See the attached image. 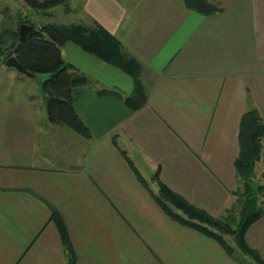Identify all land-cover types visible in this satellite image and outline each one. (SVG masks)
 Returning <instances> with one entry per match:
<instances>
[{
  "label": "crops",
  "instance_id": "obj_1",
  "mask_svg": "<svg viewBox=\"0 0 264 264\" xmlns=\"http://www.w3.org/2000/svg\"><path fill=\"white\" fill-rule=\"evenodd\" d=\"M210 1L221 11L203 15L183 0H74L72 23L116 36L141 63L148 93L139 110L100 95L129 96L132 76L66 42L63 58L91 80L75 102L90 138L52 123L44 100L13 87L26 75L0 60V264H66L52 208L77 264H258L174 221L152 193L159 173L193 205L225 216L236 200L241 117L255 108L264 120V0ZM6 16L0 6V29ZM246 239L264 261V215Z\"/></svg>",
  "mask_w": 264,
  "mask_h": 264
},
{
  "label": "trees",
  "instance_id": "obj_2",
  "mask_svg": "<svg viewBox=\"0 0 264 264\" xmlns=\"http://www.w3.org/2000/svg\"><path fill=\"white\" fill-rule=\"evenodd\" d=\"M24 1L30 8L44 12L52 7L67 4L70 0ZM183 1L188 9L203 15L215 14L222 9L210 0ZM69 11L70 7L67 6L66 12ZM22 23L33 24L35 29L25 40L19 41V27ZM6 37L10 39V44L6 47L7 54L4 56V63L8 57L15 56L29 72L35 75L39 73L49 75L42 85L47 94L46 108L52 123L68 126L85 138L91 137L89 127L75 108V102L83 94V87L90 85L91 80L63 58L61 48L68 41L78 44L84 50L132 76L134 90L129 96L123 97L120 92L109 89L99 90L100 95L121 97L133 110L141 109L148 102L147 89L141 80V63L123 49V45L116 36L98 23L35 25L31 20L21 18L16 28L7 27L4 21L0 29V49ZM263 140L264 120L260 112L252 108L241 117L240 151L235 160L239 180L238 187L233 191L236 200L227 209L228 214L223 219L193 205L173 191L159 179V173L155 175L159 190L157 193L151 191L164 212L174 221L218 242L230 256L238 261L240 259L236 252L240 250L255 259L258 264H264V261L259 253L248 244L246 234L249 228L264 215V203L260 200V196L264 193V184L253 182L258 163L264 153ZM133 169L139 180L147 186L140 172L135 167ZM52 220L59 230L66 250V264H77L78 255L68 226L61 213L54 208H52ZM227 236L232 237L234 245L228 241Z\"/></svg>",
  "mask_w": 264,
  "mask_h": 264
},
{
  "label": "rangeland",
  "instance_id": "obj_3",
  "mask_svg": "<svg viewBox=\"0 0 264 264\" xmlns=\"http://www.w3.org/2000/svg\"><path fill=\"white\" fill-rule=\"evenodd\" d=\"M22 0H0V6L4 8V10L7 12L6 16V26L11 28H16L18 26V21L21 18H27L31 20L35 25H41V24H71L74 20L78 18V14H67L66 8L67 6L74 5V0H70L67 4H61L55 7H52L48 9L47 11H38L33 8H25L23 5ZM10 44V39L8 37L5 38V43L2 46V49H0V60L3 62L4 56L7 54L6 47ZM3 64H5L3 62ZM12 71L16 73H20L15 68H11ZM49 75L46 73H39L35 75V78L23 76L24 81L17 82L12 81L13 87L18 88L21 90H27L28 92H31L35 94L36 102L38 104H41L42 101L46 105L47 101V94L43 90V81L48 77ZM7 79L4 80L6 83ZM44 95V99L42 98L41 94ZM64 127H68L63 125ZM77 135L78 133L75 132ZM264 157V153H263ZM261 169V170H260ZM264 173V158H262L261 162L258 163L257 171L255 173V176L253 177V182L255 183H262L264 184V175H261V172ZM238 187V185H237ZM260 200L264 203V193L260 196ZM228 212L226 211L225 216L217 217L219 219H223L226 217ZM228 241L234 245V241L232 237L227 236ZM124 245H126V241H124ZM236 254L240 256L243 259L249 260V257H247L246 254L242 253L240 250H237ZM123 257L125 262L129 259L128 253L126 249L124 250ZM143 258V257H142ZM141 260V259H140Z\"/></svg>",
  "mask_w": 264,
  "mask_h": 264
},
{
  "label": "water",
  "instance_id": "obj_4",
  "mask_svg": "<svg viewBox=\"0 0 264 264\" xmlns=\"http://www.w3.org/2000/svg\"><path fill=\"white\" fill-rule=\"evenodd\" d=\"M35 29V26L30 23H22L19 27V41L25 40ZM5 65L7 67L15 68L20 73H23L24 75L28 77H34L35 74L32 72H29L19 61L15 56H10L6 59Z\"/></svg>",
  "mask_w": 264,
  "mask_h": 264
}]
</instances>
